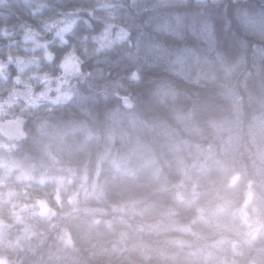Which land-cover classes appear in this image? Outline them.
Segmentation results:
<instances>
[{"label": "clouds", "instance_id": "9594fccd", "mask_svg": "<svg viewBox=\"0 0 264 264\" xmlns=\"http://www.w3.org/2000/svg\"><path fill=\"white\" fill-rule=\"evenodd\" d=\"M0 264H264V0H0Z\"/></svg>", "mask_w": 264, "mask_h": 264}]
</instances>
